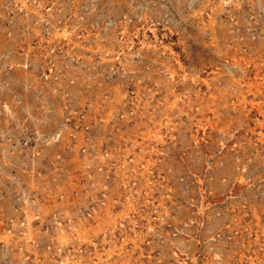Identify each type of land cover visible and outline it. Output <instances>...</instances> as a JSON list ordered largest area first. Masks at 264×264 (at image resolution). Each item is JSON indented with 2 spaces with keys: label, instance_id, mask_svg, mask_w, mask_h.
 I'll use <instances>...</instances> for the list:
<instances>
[{
  "label": "rangeland",
  "instance_id": "1",
  "mask_svg": "<svg viewBox=\"0 0 264 264\" xmlns=\"http://www.w3.org/2000/svg\"><path fill=\"white\" fill-rule=\"evenodd\" d=\"M0 264H264V0H0Z\"/></svg>",
  "mask_w": 264,
  "mask_h": 264
}]
</instances>
